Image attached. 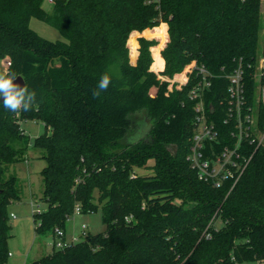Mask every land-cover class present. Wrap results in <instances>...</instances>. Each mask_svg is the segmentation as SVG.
Returning <instances> with one entry per match:
<instances>
[{
  "label": "trees",
  "instance_id": "16d2710c",
  "mask_svg": "<svg viewBox=\"0 0 264 264\" xmlns=\"http://www.w3.org/2000/svg\"><path fill=\"white\" fill-rule=\"evenodd\" d=\"M49 1L51 11L44 0H0V60L8 58L7 71L36 93L28 111L0 106V264L10 236L6 207L20 198L17 176L5 173L29 146L45 159L46 207L33 214L35 232L66 229L76 205L82 214L100 209L105 229L28 264H264V142L249 145L252 158L229 192L199 179L186 159L196 77L167 93L153 71L163 67L162 57L169 76L193 59L204 65L212 74L204 104L214 107L208 114L225 131L223 73L239 60L253 98V63L264 54L261 0ZM31 17L64 40L39 35ZM154 26L147 34L160 43L138 36L137 55L131 32ZM104 74L108 88L93 95ZM138 114L149 120L148 132L126 142ZM26 120L44 125L33 141ZM259 125L264 130V105ZM149 159L153 173L138 174Z\"/></svg>",
  "mask_w": 264,
  "mask_h": 264
},
{
  "label": "built area",
  "instance_id": "2783aa9c",
  "mask_svg": "<svg viewBox=\"0 0 264 264\" xmlns=\"http://www.w3.org/2000/svg\"><path fill=\"white\" fill-rule=\"evenodd\" d=\"M9 63V59L5 58L6 70ZM253 64L255 84L251 100L246 94L245 68L241 60L233 70L223 73L228 80L223 119L227 125L225 131H220L215 120L208 114L214 111V107L206 108L204 104L203 92L210 86V76H212L204 65L198 64L193 59L184 66L182 71L172 76L159 75L158 72H162L164 67L159 70L151 69L158 79L166 82L167 93L173 89H181L188 82L189 77L195 75L196 81L189 91V97L195 100L193 105L194 130L186 159L196 171L199 179L217 188L227 186L228 192L241 178L255 148L264 142V130L259 125L260 106L264 105V54L260 53ZM222 141L226 142L222 143ZM252 144L255 148L250 151L248 147ZM34 203V200H31V205L34 206ZM36 206L37 208H33V214L41 211L38 203ZM79 214L82 213L76 205L68 221ZM8 216L9 218L16 217L14 212H10ZM131 218V215L125 217L126 221H130ZM87 233L85 222L80 224L79 229L72 230L69 234L66 229L55 227L49 234L51 237L49 245L52 249L65 248L85 238ZM11 255L12 252L8 249L7 260L1 264H8Z\"/></svg>",
  "mask_w": 264,
  "mask_h": 264
},
{
  "label": "rangeland",
  "instance_id": "374dc122",
  "mask_svg": "<svg viewBox=\"0 0 264 264\" xmlns=\"http://www.w3.org/2000/svg\"><path fill=\"white\" fill-rule=\"evenodd\" d=\"M42 6L47 11H51L52 9V4L49 0H44ZM261 10H264V0H261ZM29 26L39 35L47 39L64 40V37L56 28L35 17L30 18ZM147 36V38H155L158 41L157 44L160 43L158 38L149 35ZM137 38L138 36H136V39ZM166 42L161 48L165 46ZM130 61L134 63L131 58ZM4 70H6L4 59H1L0 71ZM158 73L159 75L162 74L160 71ZM135 124L136 129H134L129 135V138L125 140L126 142L134 141L146 136L149 129V120L147 117L143 114L136 115ZM22 126L25 129V133L29 136L30 141H33L37 135L44 131V125L39 120H26L23 122ZM43 153L42 149L29 146L22 159L9 164L5 173V176H8L11 173L17 176L18 187L20 189V198L17 200H11L6 207L8 214L14 212L16 215L15 218H8L10 236L7 239V247L12 252V255L8 259V264H28L31 261L48 254L52 250L49 245L51 238L50 235L37 234L34 230L33 208H37L36 203L39 204V208L41 209L46 207L45 203L40 200L43 188L40 170L45 165ZM147 164L146 167L136 168V172L143 175L152 174V169L148 166L153 164V160L149 159ZM31 200H34V206L31 205ZM82 222L87 224V229L91 233L102 232L105 229V225L102 223L100 209L91 213L75 215L67 223L69 232L72 231V225H74L76 229H79Z\"/></svg>",
  "mask_w": 264,
  "mask_h": 264
},
{
  "label": "clouds",
  "instance_id": "9594fccd",
  "mask_svg": "<svg viewBox=\"0 0 264 264\" xmlns=\"http://www.w3.org/2000/svg\"><path fill=\"white\" fill-rule=\"evenodd\" d=\"M17 75L11 71H0V106L15 112L17 110L28 111L36 100V93L30 91L25 85L15 83ZM110 84V76L104 74L98 84V89L93 95H100V90H105Z\"/></svg>",
  "mask_w": 264,
  "mask_h": 264
},
{
  "label": "crops",
  "instance_id": "0c3cea01",
  "mask_svg": "<svg viewBox=\"0 0 264 264\" xmlns=\"http://www.w3.org/2000/svg\"><path fill=\"white\" fill-rule=\"evenodd\" d=\"M159 26V25H158ZM158 26H154V27H152V28H146V29H144V30H142L141 32H139V31H137V30H134V31H132L131 33H137V36H144V37H148L147 35L148 34H146L147 33V31H150V30H152L153 28H156V27H158ZM130 33V34H131ZM166 35H167V39H168V34H167V24H166ZM137 40V39H136ZM138 40H137V55H138ZM152 47H154V46H152ZM151 47V48H152ZM162 49V48H161ZM161 49H160V51H161ZM137 55H136V58H137ZM160 56H161V53H160ZM162 57V56H161ZM136 58H135V60H136ZM135 60H134V63H135ZM162 60H163V67H164V59H163V57H162ZM25 130V129H24ZM69 221H67V223H68ZM73 227H72V230H75L76 228H75V226L74 225H72ZM77 230V229H76ZM89 231V230H88ZM66 232L69 234L70 232H69V228H67V225H66Z\"/></svg>",
  "mask_w": 264,
  "mask_h": 264
},
{
  "label": "water",
  "instance_id": "95a60500",
  "mask_svg": "<svg viewBox=\"0 0 264 264\" xmlns=\"http://www.w3.org/2000/svg\"><path fill=\"white\" fill-rule=\"evenodd\" d=\"M14 82L17 83V84H19L20 86L25 85V83H24V79H23V77H22L21 75H17V76L15 77ZM0 99H2V97H0ZM210 107H212V106H210Z\"/></svg>",
  "mask_w": 264,
  "mask_h": 264
}]
</instances>
